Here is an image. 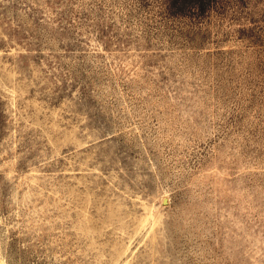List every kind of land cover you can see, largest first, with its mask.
Here are the masks:
<instances>
[{"label":"rangeland","instance_id":"obj_1","mask_svg":"<svg viewBox=\"0 0 264 264\" xmlns=\"http://www.w3.org/2000/svg\"><path fill=\"white\" fill-rule=\"evenodd\" d=\"M0 262L264 264V0H0Z\"/></svg>","mask_w":264,"mask_h":264},{"label":"bare ground","instance_id":"obj_2","mask_svg":"<svg viewBox=\"0 0 264 264\" xmlns=\"http://www.w3.org/2000/svg\"><path fill=\"white\" fill-rule=\"evenodd\" d=\"M167 200V199H166ZM166 200H165V202H166ZM0 264H1V262H0Z\"/></svg>","mask_w":264,"mask_h":264}]
</instances>
